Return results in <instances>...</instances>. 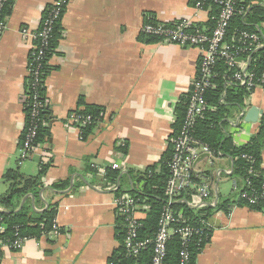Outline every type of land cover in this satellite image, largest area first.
<instances>
[{
    "label": "crops",
    "instance_id": "0c3cea01",
    "mask_svg": "<svg viewBox=\"0 0 264 264\" xmlns=\"http://www.w3.org/2000/svg\"><path fill=\"white\" fill-rule=\"evenodd\" d=\"M54 1L13 0L0 33V196L9 189L4 180L7 171L23 177L42 173L36 196L26 195L18 206L28 203L32 211L42 213L54 205L53 221L60 232L29 239L16 252L0 248V264H106L114 258L123 230L112 201L117 195L141 191L142 184L132 181L131 174H143L152 166L159 171L174 134L177 106L190 92L200 56L197 48L143 36L141 28L146 23L187 19L199 30L211 29L205 13L196 12L191 0H70L44 80L46 136L31 158L19 164L25 127L23 93L33 45L30 34ZM253 3L264 11V1ZM245 25L264 37V21ZM146 39L154 42L145 43ZM255 60L254 56L242 62ZM223 86L210 111L223 108L221 130L234 147H242L257 134L264 117V88L247 94L240 107L231 106L228 92L244 90L230 81ZM85 106L100 107L103 114L91 132L80 137L69 115ZM251 109L259 113L257 121L245 123L242 116ZM205 158L202 155L197 162L196 183L209 179L217 208L209 207V241L192 264H264V209L236 201L233 193L221 197L218 187L222 178L229 180L225 171L233 169V160L221 154L214 168L219 175L212 176L204 168ZM260 159L264 182V146ZM112 163L124 169L113 171L118 175L114 181L108 179L116 190H96L94 186L100 184L96 168L108 169ZM222 203L227 204L225 209Z\"/></svg>",
    "mask_w": 264,
    "mask_h": 264
},
{
    "label": "built area",
    "instance_id": "2783aa9c",
    "mask_svg": "<svg viewBox=\"0 0 264 264\" xmlns=\"http://www.w3.org/2000/svg\"><path fill=\"white\" fill-rule=\"evenodd\" d=\"M8 1L0 0V17ZM69 1L55 0L45 8L39 28L30 34L33 45L27 63L29 81H26L23 93V106L27 112H25L23 138L18 150L19 164L31 158L37 147L39 130L45 124L42 120L45 99L39 94V89L44 86L40 73L41 61L44 58L52 25L60 19ZM191 1L196 12L205 13L207 21L212 24L211 29L199 30L187 19H178L170 23H146L141 28L143 36L163 44L197 48L200 56L194 83L186 97L181 126L170 140L168 178L163 188V205L156 231L151 236H141L143 220L150 207L131 194L117 195L112 201V206L121 220L123 230L121 251L106 264H165L167 243L172 238L180 244L177 264H191L190 248L203 249L209 241L210 226L206 213L198 214L196 218L193 216L192 219L186 216L184 210L199 213L209 207L215 210L217 208V201L211 198L215 189L209 184V179L205 178L201 184L196 183V165L199 157L203 155L208 165L213 166L214 161L221 158V154L212 152L193 135L197 122L204 120L211 110L205 94L214 88L213 81L217 77L216 66L222 62L231 74L228 81L248 94L257 88H264V58L259 71L250 67L251 63L246 65V62H242L249 58L251 60L253 55H258V52L264 49L263 35L259 32L241 31L237 34L235 42L228 44L225 41L230 22L234 18L246 15L249 6H244L242 0ZM4 29L5 23L0 20V33ZM69 121L77 126L81 137V129L90 123V117L72 113L69 115ZM118 145L124 147L123 143ZM239 158L249 164L248 177L235 176L232 168L225 171L231 183L230 193L235 194L236 201L243 202L246 206L264 205V184L256 188L251 181V178L256 176L253 171L254 159L244 154ZM113 171L122 172L124 169L118 163H112L108 169L96 168L100 184L95 185L94 188L99 191H115L116 186L107 179L108 172ZM217 171L214 169L210 173L212 176H217L219 175ZM3 231L4 227L1 226L0 233ZM59 232L58 226L53 222L52 229L45 236L55 237ZM27 240L15 234L14 239H0V248L6 247L16 252Z\"/></svg>",
    "mask_w": 264,
    "mask_h": 264
},
{
    "label": "trees",
    "instance_id": "16d2710c",
    "mask_svg": "<svg viewBox=\"0 0 264 264\" xmlns=\"http://www.w3.org/2000/svg\"><path fill=\"white\" fill-rule=\"evenodd\" d=\"M244 6H249V11L246 15L241 17L234 18L228 27L227 35L225 41L228 44L235 42L237 34L241 31L245 32H255L251 27H247L245 23H251V25H258L260 22L264 21V11L261 7L255 5L253 2L256 0H242ZM13 4V0H9L8 3L3 7L0 20H5L6 17L10 14V9ZM49 7V6H48ZM65 10V9H64ZM64 12V11H63ZM62 17V15H61ZM61 17L57 22L53 23L50 38L47 43V47L44 52V58L41 61V77L43 82L46 75L50 71L48 65V60L53 55L55 49L58 46L59 41L62 37V29L59 25ZM246 20V22H244ZM212 26V24H211ZM145 43H153L151 39L144 40ZM258 55H254L257 58V61L251 62L250 67L255 68L257 71L260 70L262 61L264 58V49L258 52ZM253 56V57H254ZM253 57L251 60H253ZM217 77L213 81V86H216V89L208 90L205 94L208 105H217L218 98L220 93L223 91L224 83L228 81L230 77V72L227 71L224 64L219 62L216 66ZM27 81H29L27 79ZM39 94L44 99V87L39 89ZM248 93L240 89H235L228 92V100L231 103V106H242L244 98ZM186 95L182 97L177 106L176 110V119L174 123V134L178 132L186 107ZM24 112H27V109H24ZM224 110L219 107L217 112L213 113L209 111L204 120L197 122L194 132V137L205 145H207L210 150L214 153H220L223 156H228L233 160V174L237 177L243 178L248 177L249 164L239 158L240 155H248L254 159L253 171L256 176L251 178L252 184L254 187L259 188L263 182L262 172H259L260 164V154L264 146V117L259 123V128L257 134L252 136L249 142L242 147H234L231 143V140L226 138L223 134L219 123H222L224 119ZM78 115L89 116L90 123L81 129V137H85L89 134L94 126L102 119L103 109L95 106H85L83 111L77 112ZM46 109L42 113V120H46L47 117ZM222 121V122H221ZM43 136H46L44 129H40L37 137L36 143L40 142ZM171 157V145H169L168 150L162 156L161 161L159 162V171L156 172L155 166L149 167L145 173L130 175L132 181L141 183V191H129V194L139 199L141 203L149 206L150 209L146 215V218L143 220V228L140 231V235L151 236L157 228L158 219L160 216L161 208L163 205V188L165 186L166 180L168 178V162ZM258 175H257V173ZM42 172V171H41ZM40 173L36 177H23L18 174L16 171H7L4 175V180L9 185L8 192L0 196V208L3 210L0 211V227H4V231L0 233V239H14L15 234L21 238L34 239L38 240L42 235L48 233L53 227V220L55 217V206H49L42 213H35L32 211L31 206L28 203H24L23 206L19 208V201L28 194L36 196L38 191L41 189L39 183ZM117 173L108 172L107 179L114 181V178H117ZM52 189L59 190L58 186H53ZM226 203H222L221 208H226ZM259 207V208H258ZM251 208L264 209V205H258ZM186 216H190L193 219V216H196L201 213H206L208 215L209 208L203 210L199 213L194 212L193 210H184ZM192 221V220H191ZM121 233V232H120ZM123 233V232H122ZM119 234L120 236H123ZM180 249L179 242L172 238L167 243V254L165 258V264H177L178 263V252ZM201 249H196L194 247L190 248L191 252V264L193 263L195 257L201 252ZM121 249L114 255L117 257Z\"/></svg>",
    "mask_w": 264,
    "mask_h": 264
},
{
    "label": "rangeland",
    "instance_id": "374dc122",
    "mask_svg": "<svg viewBox=\"0 0 264 264\" xmlns=\"http://www.w3.org/2000/svg\"><path fill=\"white\" fill-rule=\"evenodd\" d=\"M260 2L264 1V0H259ZM214 165L213 166H209V165H205V170H213L216 166H217V163H216V160L214 161ZM219 193L221 195V197H224V196H227L228 194H230V190H231V183L230 181L228 180H224L222 178V182H220L219 184Z\"/></svg>",
    "mask_w": 264,
    "mask_h": 264
},
{
    "label": "water",
    "instance_id": "95a60500",
    "mask_svg": "<svg viewBox=\"0 0 264 264\" xmlns=\"http://www.w3.org/2000/svg\"><path fill=\"white\" fill-rule=\"evenodd\" d=\"M259 113L255 109H251L247 113L243 114V121L246 123H255L257 121Z\"/></svg>",
    "mask_w": 264,
    "mask_h": 264
}]
</instances>
